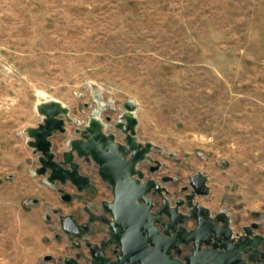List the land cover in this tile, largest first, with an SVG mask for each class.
I'll use <instances>...</instances> for the list:
<instances>
[{"label":"rangeland","instance_id":"374dc122","mask_svg":"<svg viewBox=\"0 0 264 264\" xmlns=\"http://www.w3.org/2000/svg\"><path fill=\"white\" fill-rule=\"evenodd\" d=\"M53 100L57 160L93 117L120 140L133 101L150 176L201 173L214 212L264 223V0H0V264H58L70 242L66 187L36 173L26 132Z\"/></svg>","mask_w":264,"mask_h":264},{"label":"water","instance_id":"95a60500","mask_svg":"<svg viewBox=\"0 0 264 264\" xmlns=\"http://www.w3.org/2000/svg\"><path fill=\"white\" fill-rule=\"evenodd\" d=\"M125 108L128 112L124 115V121L116 125L126 134L125 142H116L115 135L106 133L104 124L93 117L84 129L79 130L81 137L71 140L70 151L64 153L65 162L71 164L70 168H65L56 161V155L51 151L53 135L57 132H66L68 108L57 101L42 103L37 107L39 115L42 116V122L37 127L26 128L27 134L32 138L28 145L34 153L39 154L41 167L36 170V173L45 175L49 170L48 182L64 183L69 180L78 190L89 185V179L81 175L78 165L72 162L73 152H76L78 156H91L99 165L102 179L113 186L114 201L105 202L104 208L112 216V220L108 221L113 234V240L110 243L115 241L120 249L114 251L116 259L112 261L97 244L88 242L87 247L91 258L99 264H248L246 260L240 259V254L247 253L249 250L259 252L258 245L261 240L258 237H243L235 246L229 242L225 251L195 252L192 256H185L183 262L170 259L167 254L171 249L197 240L200 227L190 233L181 229L184 217L177 212L176 208H169L167 200L163 201L161 209L156 214L152 213L154 203L149 194L161 193V187L154 180L142 182L140 179L143 178L144 173L137 169L140 162L148 159L151 144L143 145L136 137L135 128L138 119L132 113L136 109V104L133 101H127ZM126 157L129 158L126 159ZM190 182L197 194L210 193L205 175L196 173L190 177ZM153 189L155 190L152 192ZM62 199L70 201L71 196L65 194L62 195ZM197 209H200V206ZM162 215L166 216V223L162 222ZM61 222L68 234L80 235L79 227L72 218L62 217ZM157 224L164 226V235L159 234ZM199 225L201 226V222ZM209 236L215 242L214 248H223L221 246L223 241L230 240V231L225 235L221 227L213 225ZM216 242L220 245L216 246ZM50 258L46 256L45 260ZM261 259L259 264H264V253H261ZM65 264L79 263L75 258L67 257Z\"/></svg>","mask_w":264,"mask_h":264},{"label":"flooded vegetation","instance_id":"af4514ba","mask_svg":"<svg viewBox=\"0 0 264 264\" xmlns=\"http://www.w3.org/2000/svg\"><path fill=\"white\" fill-rule=\"evenodd\" d=\"M119 131L122 134V138L119 140L117 139L115 135L116 142H125L126 134L123 133L120 129ZM107 133V132H106ZM80 135V134H79ZM79 136L78 138H80ZM70 151V149L68 150ZM67 152V151H65ZM62 155V160L59 161L65 168H70L71 164L65 162L64 153ZM150 153V151H149ZM129 157H126V159ZM147 160H144L140 162L137 166L138 170H141L144 173L143 178L140 180L142 182H147L149 180H154L156 183H158L161 187V193L156 194H149L153 198L154 208L152 209V213L156 214L162 207L163 201L167 200L168 207L169 208H176L177 212L182 214L184 219L181 223V229L186 230V232H194L198 227H200V231L197 233V240L190 241L187 244H180L176 249H171L170 253L167 255L170 257L171 260H177L182 261L184 260L185 256H192L195 252H202V251H225V247L228 248L229 242L232 245H238L240 243L241 238L243 237H250L255 238L258 237L261 242L258 245L259 252L255 253L254 250H249L247 253L240 254V259H244L247 261L248 264H259L261 259V253H264V245H262V241H264V223L258 221L259 214L256 215V218L254 221H252L249 225H246L244 227H241L238 222L232 221V218L226 214L225 212H214L209 205L206 204V198L209 195H200L197 194L193 187L191 186L190 178L189 183L184 185H178L176 183V178L171 176H162V177H155L150 176L154 175L158 172V169L156 166H147ZM38 161H39V154H38ZM72 162L76 163L78 165L79 173L89 179V185L87 187H84L82 190H78V188L73 185L69 180H66V182L61 183L62 185H70L71 187L75 188L79 195V200H83L84 196L81 195L82 192L91 189L94 187V181L92 180V177L89 175H84L80 172V168L82 167V164L89 166L91 162L94 165V168L97 171V174L101 178V180L104 183H107L109 186V194L111 195L110 201H104L99 206L98 211L95 212H89L88 213V220L84 224H80L76 222L71 216H64V217H70L73 219L75 224L79 227L80 235L75 236L68 234L64 229L61 222V228L63 232H65L68 236L71 238L76 239L75 248L77 252H75V255L73 256H66L64 258H61L60 261H58V264H65V258L67 257H73L75 258L79 264H99L98 261H95L90 256V251L87 247L88 242L97 244L100 249H103L104 252L112 261L116 259V254H114V251H119L118 244L114 241L110 243L113 240V234L110 231V226L108 224V221L112 220V216L110 213H108L104 208L105 202H113L114 201V188L113 186L102 179L100 176V168L99 165L91 158V156H78L76 152H73ZM41 167V163L39 162ZM50 171L48 170V173L45 175H49ZM136 178H139L138 176H135ZM59 181H54L51 183H55ZM155 189L152 190V192ZM173 190V191H172ZM70 195L71 199L70 201H66L68 203H71L73 201V195L68 193L66 190H62V195ZM88 196L90 194H87ZM200 206V209H197V207ZM62 218V217H61ZM162 222L166 223V216H161ZM211 221V222H209ZM199 222H201V226L199 225ZM98 224V228H95V224ZM218 226L221 227L222 232L226 235L230 231V240H224L222 243V247H216L214 248V240L211 239L209 236L210 230L212 226ZM159 229V234L164 235V226L162 224H157ZM227 227V228H226ZM100 235V241L99 242H93L89 238L90 235H92V232ZM171 232V230H170ZM168 237V235H166ZM108 244V245H107ZM219 246L220 244L216 242V246ZM180 250V252L178 251ZM240 251V250H238ZM241 253V251H240ZM49 260H46L47 262H51L53 260V257Z\"/></svg>","mask_w":264,"mask_h":264},{"label":"crops","instance_id":"0c3cea01","mask_svg":"<svg viewBox=\"0 0 264 264\" xmlns=\"http://www.w3.org/2000/svg\"><path fill=\"white\" fill-rule=\"evenodd\" d=\"M51 141H52V138H51ZM80 172L84 175L91 176L92 180L94 181L95 186L92 187L91 189H88V190L82 192L81 195L84 196V199L80 201L78 198L80 194L77 192V190L75 188L71 187L70 185H67V186L63 185L66 187L65 190L68 193L72 194L74 198H73V201L71 203H68V202L64 201L62 199V197L60 196L61 200L64 201L65 205H59L58 207L64 212V216H71L76 222H78L80 224H84L88 220V213L91 211L92 212L98 211L99 206L101 205L102 202L110 201L111 195L109 194L110 193L109 189H108L109 186L107 185V183H104L101 180V178L97 174V171L94 168V165L92 162L89 166H87L83 163L82 167L80 168ZM49 183L54 184L51 182H49ZM57 183L61 185L60 182H57ZM47 192L52 193L53 190H50V188H48ZM87 194H90V195L88 196ZM49 196H51V194H49ZM94 226L96 229L98 228L97 223ZM58 237H59L58 234L55 235L56 239ZM68 237L70 238L69 243L66 242L62 245H57L56 243H54L51 246L52 249L50 252L57 253L58 258H64L66 256L75 255V252H77L75 245H74V244H76V239L71 238L70 236H68ZM100 237H101L100 235H97L93 232H92V235L89 236V238L93 242H99ZM72 248H73L74 252H72ZM47 256H50V255H47ZM83 264H86V263H83Z\"/></svg>","mask_w":264,"mask_h":264},{"label":"bare ground","instance_id":"6f19581e","mask_svg":"<svg viewBox=\"0 0 264 264\" xmlns=\"http://www.w3.org/2000/svg\"><path fill=\"white\" fill-rule=\"evenodd\" d=\"M54 101V100H53Z\"/></svg>","mask_w":264,"mask_h":264}]
</instances>
